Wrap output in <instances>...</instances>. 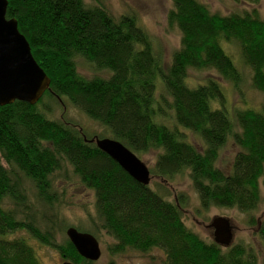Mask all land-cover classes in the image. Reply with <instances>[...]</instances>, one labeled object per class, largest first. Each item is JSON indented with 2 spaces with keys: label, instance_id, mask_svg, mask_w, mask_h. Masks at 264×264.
Wrapping results in <instances>:
<instances>
[{
  "label": "trees",
  "instance_id": "trees-1",
  "mask_svg": "<svg viewBox=\"0 0 264 264\" xmlns=\"http://www.w3.org/2000/svg\"><path fill=\"white\" fill-rule=\"evenodd\" d=\"M6 1V18L16 20L50 85L35 105L0 106V264H37L25 239L10 238L18 231L56 250L64 262L91 264L66 236L57 241L69 227L99 241L100 233L110 236V255L157 250L165 264H264V255L260 260L251 245L222 248L200 239L183 223L181 200L169 202L136 182L90 142L104 135L45 115L47 103L67 100L134 154L156 151L151 179L186 175L204 209H236L256 225L250 214L264 188V103L235 108L228 94L243 96L244 86L264 95L259 12L220 15L198 0H170L167 22L179 32L180 43L165 64L132 13L115 18L98 0L94 6L83 0ZM229 45L237 50V62ZM76 58L106 71L105 77H83ZM189 71L205 77L193 83ZM180 130L195 135L198 146ZM226 144L235 152L222 169L218 161ZM54 181L92 193L94 214L87 211V228L59 216L66 188L56 191ZM259 236L264 252V222Z\"/></svg>",
  "mask_w": 264,
  "mask_h": 264
},
{
  "label": "rangeland",
  "instance_id": "rangeland-1",
  "mask_svg": "<svg viewBox=\"0 0 264 264\" xmlns=\"http://www.w3.org/2000/svg\"><path fill=\"white\" fill-rule=\"evenodd\" d=\"M100 4L110 13L111 16L118 18L120 15L126 13L134 14L139 24L145 29L153 40V46L162 57V62L165 64L171 59V53L178 49L180 43V35L176 28H172L167 22V14L172 3L170 0H98ZM97 0H83L85 5L94 6ZM205 5L212 13L220 15H228L233 11L243 9L251 10L255 8L261 18L264 20V0H259L257 5L240 4L238 5L234 0H198ZM227 52L231 55L234 61H238V53L234 46H227ZM77 72L86 78L105 77L106 71L93 69L82 58L75 59ZM245 70V69H244ZM188 81L199 83L205 77V74L189 71ZM244 85H248L246 80ZM50 85V84H49ZM159 85V84H158ZM49 89V88H48ZM243 96L237 94H228L232 100L235 108L251 107L258 109L261 103H264V95L246 87ZM158 91H163L162 86H158ZM46 92V91H45ZM160 93V92H159ZM45 99V98H44ZM43 99V100H44ZM45 101V100H44ZM50 111L45 113L50 120H57L62 122H73L78 127L89 132L102 134L108 137V133L100 127V125L87 119L82 113L74 109L67 100L63 103H47ZM166 111L168 109L166 108ZM66 121H65V120ZM186 136L189 142L198 146L199 140H195V135L189 131L180 130ZM96 137V136H95ZM94 138V137H93ZM91 138L90 140H92ZM235 152V148H231L228 144L220 152L218 165L222 169L227 168L231 154ZM136 155V154H135ZM138 159L143 162L150 174V168L153 167L157 152L150 150L145 154L136 155ZM70 170V168H69ZM55 182V181H54ZM57 186L56 191L65 189L62 195L59 209V216L64 218L67 224L81 226L87 228L89 224V213L94 214L93 210V195L90 191L75 185L70 187V183L65 185L63 182H55ZM29 191L33 189L32 184L27 182ZM64 187V188H63ZM149 188L163 196L169 202H183L182 204V220L185 226L192 230L200 239L210 243L213 241L212 228H209L210 223L215 218L227 219L233 231V243L243 242L255 248L258 258H263L264 252L259 242V228L264 222V188L260 187L261 200L257 210L252 212L250 216L254 217L256 225L247 224L249 215L239 212L236 209L219 208L214 205H209L208 209H204L201 205L198 194L192 187L190 179L186 175H179L172 180L152 178L150 176ZM30 197V195H29ZM2 204H9L4 201ZM89 213H88V212ZM65 230V229H64ZM64 230L61 235L58 234L57 241L60 242L62 237H65ZM102 241H98L101 256L96 262L91 264H165L164 256L157 250H151L147 253H138L127 250L124 253L117 255L108 254L106 247L113 243L110 236H105L100 233ZM10 238H23L28 245L33 249L37 264H63L56 250L43 246L37 241L31 239L25 232L18 231L10 236ZM67 238V237H66Z\"/></svg>",
  "mask_w": 264,
  "mask_h": 264
},
{
  "label": "water",
  "instance_id": "water-1",
  "mask_svg": "<svg viewBox=\"0 0 264 264\" xmlns=\"http://www.w3.org/2000/svg\"><path fill=\"white\" fill-rule=\"evenodd\" d=\"M6 6L7 1L0 0V106L14 101L35 105L48 90L50 80L34 60L27 40L17 29L16 20L6 18ZM90 142L136 182L149 185L147 166L122 143L108 137H94ZM209 228H212L215 244L222 248L232 245L233 231L227 219L215 218ZM65 236L82 259L96 262L100 258L101 249L93 235L69 227L65 230Z\"/></svg>",
  "mask_w": 264,
  "mask_h": 264
},
{
  "label": "flooded vegetation",
  "instance_id": "flooded-vegetation-1",
  "mask_svg": "<svg viewBox=\"0 0 264 264\" xmlns=\"http://www.w3.org/2000/svg\"><path fill=\"white\" fill-rule=\"evenodd\" d=\"M64 262V261H63Z\"/></svg>",
  "mask_w": 264,
  "mask_h": 264
}]
</instances>
